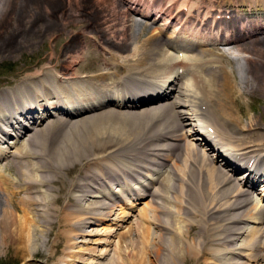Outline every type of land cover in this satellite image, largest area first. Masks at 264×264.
Masks as SVG:
<instances>
[{"label": "bare ground", "instance_id": "bare-ground-1", "mask_svg": "<svg viewBox=\"0 0 264 264\" xmlns=\"http://www.w3.org/2000/svg\"><path fill=\"white\" fill-rule=\"evenodd\" d=\"M146 1L101 0L111 12L104 20L106 31L116 27L112 40L104 42L107 48L70 37L44 73L0 93V160H5L0 165V257L8 262L31 264L41 258L45 262L40 264H70L79 259V252L70 251L76 238L92 221L110 220L116 192L156 201L130 237L132 248L101 264L264 263V229L247 230L250 223H264V134L252 135L264 125H258L261 116L245 121L233 110L236 98L257 89L264 78V35L253 38L264 34V0H221L214 10L207 0ZM224 3L244 9L232 23L236 26L224 21ZM62 9L59 0H0V53L29 45L30 32L35 42L38 33L53 30ZM87 10L85 17L96 16ZM147 22L152 26L147 28ZM144 31L147 38L138 42ZM88 33L94 34L81 32L80 37L87 43L96 40V32ZM210 39L233 44L229 48L247 54L245 64L203 49ZM112 48L109 57L101 53ZM215 73L230 78L231 90ZM157 96L160 101L154 102ZM228 124L249 130L251 140L247 133L235 139L219 130ZM25 136L13 152L9 145L2 147ZM9 137L13 141L7 142ZM185 138L194 144L184 141V153H176L177 164L171 163L176 188L153 179L164 169L167 174L170 157L180 151L176 142ZM154 141L160 145L150 146ZM204 144L214 152L210 158L201 154ZM215 154L231 174L214 166ZM240 170L244 173L235 177ZM245 235L252 236L243 240Z\"/></svg>", "mask_w": 264, "mask_h": 264}, {"label": "rangeland", "instance_id": "rangeland-1", "mask_svg": "<svg viewBox=\"0 0 264 264\" xmlns=\"http://www.w3.org/2000/svg\"><path fill=\"white\" fill-rule=\"evenodd\" d=\"M59 1H61V5H62L63 9H62V11H60V13L57 14L58 21H57L55 28H53V30H50L46 34L38 33V35H40L41 37H39L35 42H34V35H33V33L30 32L27 35L28 38L30 39V42H28L29 45L22 44V46L24 48L23 47L18 48L16 50H13L11 53H8V52L0 53V93L3 90H9L11 88H14L19 82H21L22 80H26L27 78H31L32 75H34L37 72L39 74L44 73L47 70L46 64H48L51 61V58L59 56L58 50L61 49L62 45L66 44L67 40H69L70 37L74 36V42L80 41L81 44H97L98 46H100V45L104 46L105 45L104 48H107L106 47L107 42H106V44L104 42H105V40H108V39L112 40L111 39L112 32L115 30L116 27H114L113 29H110V30L108 29V32L110 31L109 33L106 31V27L104 25V22H105L104 20H106V19L109 20V16H110L111 12L106 6H104V4H102V2H100L101 0H93V1L92 0H86L87 3L84 0H81V1L80 0H74V1L73 0H64V1L59 0ZM142 1H146V0H142ZM207 1L210 2L214 6L213 7V10H214L215 8H217L216 7L217 3H219L221 0H207ZM215 1H217L216 5H215ZM232 1L234 2V1H241V0H232ZM247 1H249V0H247ZM150 2H152V0ZM82 3L85 5H83ZM86 4H88V5H86ZM84 6H85V8H84ZM87 7L89 9L91 8L90 12H89V9L87 10ZM235 7L236 6H234V8ZM234 8L231 6H227L224 3L220 9V11L222 10V12H224V11L227 12V14H224V16H226V18H224V21L227 20V23L232 24L234 21H236L235 20L236 18H239L242 15L240 10H244V9L237 8L239 10H235ZM156 9L157 8H155V6L152 5V8H150V12L154 13V11H156ZM86 10L89 13L94 12L93 14H95L98 18H96V16H90L89 18L85 17V15L87 13ZM101 11H102V13H99ZM107 15H109L108 18L106 17ZM133 17L138 22L139 21L146 22V20H144L138 14H133ZM98 21H99V23H98ZM91 22H93V24H95L94 29H96V30H94L93 28L90 29L89 24H91ZM163 22H164V20H160L157 25L161 26L163 24ZM149 24H150V22H147V24H145V26L147 28L151 27L152 25L151 24L149 25ZM223 24L224 23L221 22V25H223ZM237 24H232V25L236 26ZM96 25H98V26H96ZM172 30H173V28L170 27L169 29H167V32L170 33V32H172ZM89 31L90 32H96L97 35L95 38L96 40L91 41V42L89 41L87 43L86 39L83 38L82 36L80 37V35H81V32H86V34L88 36H90V37H91V35L93 36L94 33H88ZM73 34H75V35H73ZM263 35L264 34L259 33V34H256L253 38H255V37L260 38V36H263ZM78 36H79V39H78ZM147 36H148V32L146 33V31H144V33L142 34V37L138 40V42H142L143 40H145L147 38ZM54 38H56V39H54ZM101 40H102V42H101ZM118 40L119 39L117 36L115 41H118ZM232 46H233V44H222V43H218V41H214V40L210 39L208 41V44L203 46V49H205V50L208 49V50H210V52L215 53V54L225 53L226 58H229L231 61H234L240 65H242V64L244 65L245 61H242V60H244L242 58L244 53H238V52L232 50L231 48H229ZM112 50H113V48L109 49V50L107 49L106 54L104 51H102V52H101V50H99V51L104 56L109 57L108 51L111 52ZM226 50H228V51H226ZM99 51H97V52H99ZM51 55H53V56H51ZM246 56H247V54L244 55V58H246ZM254 58L256 59L258 57H255V55H254ZM44 59H45V61H44ZM84 61L85 60H83V62ZM93 63L94 62L91 61V64H93ZM223 65H225V68L229 69V65H228L227 61L226 62L224 61ZM259 65H261V64H259ZM112 70H113V68L110 69V71H112ZM215 74H217L215 76L216 79H220L221 82H224L222 80H227V82L229 84L228 87L231 90L232 83L230 81V78L226 77V76L224 77L223 75H221L222 73H215ZM224 75H226V74H224ZM222 76H223V78H222ZM236 81L239 82V80H236ZM262 82H260L261 84L257 89L255 88L256 91H254L255 89L246 90L241 97H237L236 98L237 104L234 105V108H233L234 111L237 109L236 110L237 112L235 111L234 115L236 117H239L238 119H244L246 121V118L261 116L260 122L258 123V125L260 124L259 125L260 127H262L264 125V85H263L264 84V78L262 79ZM259 88L261 89V91ZM224 89L229 90L227 87L226 88L224 87ZM248 91L249 92L251 91L250 93H252V94H250ZM220 93H223V92H220ZM230 96H232V97L234 96L233 91L231 92ZM146 106H148V104H144V105H142V107L139 106L138 108H131V110H135V109L141 110L142 108H144ZM237 107H240V108H237ZM103 108H108V107H103ZM103 108H100V109L102 110ZM124 108H122V109H124ZM125 109H128V108H125ZM237 114H239V115H237ZM245 114H246V116L243 117L242 115H245ZM208 116L210 117V115H208ZM211 117L214 118L212 115H211ZM217 123H219V122H217ZM228 123H230V122H228ZM263 128L253 129L252 132L254 134H252L247 129H246V131H245V129H241L242 131L240 129H237V128L234 129V125L231 126L229 124L226 127H223L222 129H221V127H219V130L228 132V134L229 135L231 134L233 136V138L241 137V136H239V137H237V136H238V134H242V133L246 137V133H247V137H248L247 140H249V139L251 140L252 135L255 136L256 133H263L264 134ZM232 129L235 131V133ZM209 131H211V129ZM181 132H183V131H181ZM214 132H216V131L214 130ZM250 134H252V135H250ZM26 137L27 136H25L23 138V140L18 141V143L16 145H15V143L3 144L2 147H8V145H9V148L11 147L10 152H13L14 150H16L19 147L21 142H23L25 139H27ZM214 137H215V133H214ZM9 141H13L11 137H9L7 139V142H9ZM167 141H170V140H167ZM184 141L185 142L189 141L191 144H194L193 139L191 140L190 138H188V139L185 138L184 140L181 141V143H180V141L176 142L179 144L180 151L179 150L175 151L174 152L175 155L170 157V161L168 162L167 167H166V169H168L167 174H166V172H164V170H165L164 169V170H162V173H163V174H161L162 176L161 175L155 176L153 179H156L157 177H159L160 181L164 182L165 184L167 182H171L173 185H175V188H176V184H179V181H177V176H176L175 171L173 169H171V166H172L171 163L177 164L175 161L176 160L175 159L176 153L177 154L184 153V150H183L184 146L182 145V144H185ZM233 142H236V141L234 140ZM1 145L2 144H0V146ZM155 145H160V143L157 141L150 143V146H152V147H156ZM204 147H205V145H204ZM196 148L198 149L197 146H196ZM205 148L202 149L203 151L201 150V154H203V152H204L203 155L209 154L208 155V157H209L211 153H214V152H212L211 149L209 151V150H207V148L205 150ZM220 160H221V158H217V155L215 154V159L213 161V164H214V166H216L218 168L220 167V169H222L224 167H223V163ZM4 162H5V160L1 159L0 165L4 164ZM94 169L97 170L98 168H94ZM169 169H170V172H169ZM223 171L224 172L226 171L225 173H227V174H231L225 168L223 169ZM242 172L244 173V171H240V172L236 173L235 177H241ZM6 174L7 173H5V175ZM128 182L131 183L132 186H134V182H131L129 180H128ZM153 186L157 187V183H154ZM261 186H262V184L260 183L259 189L261 188ZM112 187L114 188V192L116 190H117V192H118V190H121V188H119L118 185H116V184L113 185ZM241 187H243V186H241ZM243 189H245V187H243ZM259 189L256 192H252L253 193L252 196L254 198L259 197V192H260ZM171 195L174 196V193L173 194L171 193ZM260 197H261V195H260ZM113 199L114 200L110 203L114 207V214L111 216L110 220H108V221H96V222L92 221L93 223L87 225L86 229L84 230L87 232L86 233L84 232L83 235L76 238V241H75L77 243L76 247L73 249H70V251L79 252L80 258L76 259L74 262L72 261L70 264H101L106 259H110L112 257L118 258V256H120V254H122V255L125 254L129 250V248L130 249L132 248L130 246V237L134 236L137 229L139 228V226H141V224L144 223L143 219L145 218V215L147 213L152 214V209H153V207L155 205L154 203L156 201V199H152L150 196H144L142 199L137 200V198L133 197L132 195H129L126 193H124L123 195H120L118 193L116 195V192H115V197ZM157 200H159V199H157ZM130 204H134V206L132 207ZM253 206H254V201L252 203H250L246 209L252 208ZM191 217L188 218V220L191 219ZM259 223L256 222V223L248 224L247 230L249 231V230L254 229V228L264 229V223H262V221H260ZM251 236L245 235L243 237V240L250 239ZM241 242H242V240L238 241L236 244L240 245ZM209 246H208V248H211V249L215 248L213 245H209ZM219 248H222V247H219ZM242 253H250V252H249V250H243ZM7 260H8L7 256H5V255L1 256L0 257V264H12V263L8 262ZM202 260L204 262H210V263L218 262V261H214L212 259H208L207 261H205L204 259H201V260L198 259V261H202ZM241 260H242V262H247V260L245 258L244 259L241 258ZM32 261H28V262L31 264H40L41 262H45V260L41 259V258H36V260H32ZM247 264H257V263L247 262Z\"/></svg>", "mask_w": 264, "mask_h": 264}]
</instances>
